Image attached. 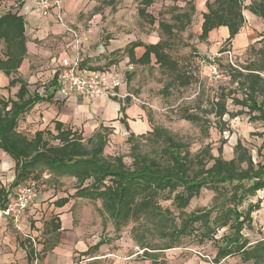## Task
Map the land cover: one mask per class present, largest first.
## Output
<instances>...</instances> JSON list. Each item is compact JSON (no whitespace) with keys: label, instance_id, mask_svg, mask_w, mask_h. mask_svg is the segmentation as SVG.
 Instances as JSON below:
<instances>
[{"label":"rangeland","instance_id":"obj_1","mask_svg":"<svg viewBox=\"0 0 264 264\" xmlns=\"http://www.w3.org/2000/svg\"><path fill=\"white\" fill-rule=\"evenodd\" d=\"M205 1L214 3L215 0ZM242 1L246 7L251 4V0ZM197 2L198 0H153L145 8L146 14L141 15L139 12L144 8L142 0H64V25L75 31L78 38L73 39L70 34L62 31L52 32V26L59 25L54 20L41 17L26 20L28 53L24 62L28 65V70L23 69L17 77L29 82L31 93L43 92V88L50 85L59 60L79 46L85 59L83 68L115 69L123 76V88L140 101L135 103L130 100L131 104L137 105L146 114L149 128L145 136L148 137L155 127L163 128L186 143L192 154H197L210 145L215 156H218V149L223 148V158L226 160L233 159L234 147L240 140L253 159L259 162L261 158L258 150L264 155V137L257 134L264 132V123L253 121L249 115L241 113L247 110L233 104L234 96L241 99L244 94L238 89L232 75L236 70L243 72L249 63L259 60L257 52L264 42V23L249 15L246 10V22L240 30L239 38L236 37L231 43L226 42L228 37L208 42V38L201 39V32H197L203 21V14L196 10ZM7 9L10 11L12 7L6 5L3 10ZM204 10L208 12L207 9ZM176 16L180 17V21L174 20ZM153 19L155 22H151ZM161 23L166 27H173V32L160 26ZM111 27L113 31H109ZM151 35L159 36L165 44V52L178 65V75H183L185 79L176 81V73L160 67L154 58L150 64H136L128 61L126 52L123 53L122 50L109 52L110 40L141 42ZM0 52L2 56L5 54L3 42H0ZM208 57L217 59L220 66L219 77L201 66L200 63ZM18 88L0 86L1 95L5 99H16ZM221 95L226 96L228 108V114L223 119H219L214 108ZM128 100L125 102L128 103ZM64 101L66 100H53L48 104L59 107ZM44 110H34L22 118L19 131L32 138L37 131L44 130L48 125L53 129L54 125L49 124L48 116L42 114ZM188 115L200 116L205 123L186 120ZM117 127L116 132L115 129L109 132L105 155L123 157L124 163L131 167L133 160L131 145L128 143L130 133L124 126ZM142 145L144 152H154V144L143 142ZM4 158L0 152V185L8 190L13 174L12 169L2 168ZM52 179L54 178H51L50 173L45 171L41 179L35 180L39 196L27 212L25 220L27 230L38 233V238H35L38 250L43 245L45 251L61 245L67 251V257L71 258V264H152L153 260H157L158 264H214L216 247L212 241L201 243L194 236L183 238L171 250H148L162 248L167 241L157 233L155 223L144 216L140 219L133 218L127 225L116 229L115 222L100 200L72 199L65 207L68 211L63 216L65 229L56 231L50 223L53 217L58 216L54 211H60L52 210L54 201L73 195L76 181L67 177L59 182ZM214 196L212 191L204 189L185 211L190 213L211 207ZM259 199L262 200V205L261 210L253 214V229L245 231L251 241L264 239V191L258 192L251 201L255 203ZM159 203L162 209L169 210L175 217L179 216L180 211L171 200H160ZM41 204L44 208L36 207ZM100 241L104 244L97 251L86 254L89 248ZM144 247L148 249L145 250ZM238 263V259L228 258L220 264Z\"/></svg>","mask_w":264,"mask_h":264},{"label":"trees","instance_id":"obj_2","mask_svg":"<svg viewBox=\"0 0 264 264\" xmlns=\"http://www.w3.org/2000/svg\"><path fill=\"white\" fill-rule=\"evenodd\" d=\"M152 2L142 0L144 8L139 13L146 14L145 8ZM206 7L208 12L203 13L200 36L204 40L213 30L226 27L229 31L226 42L231 43L246 22L244 10L264 23V0H251L247 7L242 0H215L214 3L208 1ZM174 20L180 21V17L176 16ZM151 22H155L154 19ZM160 26L173 32V27H166L163 23ZM25 32L24 17L9 12L0 18V42L5 43V54L0 53V72L9 78L7 88L19 87L16 99H5L0 93V150L15 163V177L9 190L0 189L1 209L14 189L30 181L36 183L35 180L41 179L47 171L55 182L66 177L76 181L75 193L55 202L59 208L65 207L72 199L100 200L116 229L127 225L133 218L146 216L153 221L157 233L167 241L162 248L144 247L145 250H171L183 238L194 236L201 243L212 241L216 247L214 264L228 258L238 259V264H264V239L251 241L245 234L246 230L253 229V214L261 210L262 205L261 199L255 203L251 201L258 192L264 191V155L260 149L259 162L253 159L240 140L234 147L231 160L223 158V148L218 149V156H215L210 145L192 154L186 143L163 128L155 127L148 137L134 134L125 115L120 122L130 133L131 167L124 163L123 157L105 155L111 128L103 125L90 138H85L82 132L54 120L51 122L53 129L48 125L28 138L18 129L21 119L36 105L55 100L58 81L56 73L42 93H31L29 83L17 77L27 55ZM138 47L146 49L140 59L134 55ZM128 54L131 62L145 65L151 63L153 55L160 67L176 73V81L185 79L178 75V65L165 52L162 41L155 46L131 43ZM257 54L258 61L249 63L243 72L234 71L233 81L244 97L234 96L232 101L247 110L242 114L264 123V42ZM214 108L219 119L228 114L225 95H221ZM121 112L124 113L125 108H121ZM186 120L205 123L196 115H188ZM257 136L264 137V132ZM143 142L154 144V152H144ZM204 189L215 194L212 206L187 213L185 210L191 201ZM160 200H171L180 211L179 216L162 209ZM52 227L56 231L61 229L59 218L52 221ZM102 244L104 242L100 241L87 252L97 251ZM33 254L31 250L29 255ZM152 264H158L157 260Z\"/></svg>","mask_w":264,"mask_h":264},{"label":"crops","instance_id":"obj_3","mask_svg":"<svg viewBox=\"0 0 264 264\" xmlns=\"http://www.w3.org/2000/svg\"><path fill=\"white\" fill-rule=\"evenodd\" d=\"M21 1L22 0H0V11L5 9L7 5L12 7L11 13L24 17L25 21L33 20L36 19L37 17L40 18L39 15L33 12L30 4L22 3ZM206 3L207 1L205 0H198L196 10L198 12L200 11L202 14L207 13L204 10L207 9ZM199 6L200 9H198ZM7 12L8 11L6 10V14ZM248 14L254 16L249 11ZM4 15L5 14L0 13V18L3 17ZM203 21L200 22L198 29L199 31L197 32L202 33ZM25 28H26V23H25ZM113 30L114 29L112 27L109 29V31H113ZM57 31L65 32V29L61 25L52 26V32H57ZM227 37H229L228 28L220 27L210 32L208 36V42L221 41L223 39H226ZM237 38H239V35L237 36ZM134 42L137 41L135 40L127 41V39L110 40V46H108V49L110 50L109 51L110 53L115 52L116 50H122L121 52L123 53L126 52V57L128 58L129 61L130 56L128 54V49L130 48V44ZM141 42L145 46H149V45L155 46L159 42H161V39L159 38L158 35H151V36H147L145 40H141ZM124 48H126L125 51ZM145 51H146L145 47L135 48L134 50L135 58L140 59L144 55ZM27 53H28V47H27ZM153 58L154 56L152 55L151 62ZM23 69L28 70V65H26L24 61L19 69V72L21 73ZM121 77L123 78V76ZM8 84H9V78H7L3 73L0 72V86L7 88ZM123 90L126 91L124 88ZM37 92L42 93L40 91ZM125 101L126 100L122 101L120 99L119 100L107 99L104 97L89 100L78 96H72L66 101H64L62 104H60L61 106L59 105V107L48 103H42L36 105L32 111L35 110L36 112H38L41 109H45L44 111H42V114H44L45 117L48 116L47 118L49 124L54 120L61 121L62 123L72 127L74 130H78L79 132H82L85 138H90L95 133V131L98 130L102 125L105 127H109L111 129H115L114 132H116V130L119 128L117 127L118 125L125 127V125L120 122V119H122L124 115L126 116L125 118L126 123L129 125V128L134 134L136 135L145 134L149 128V123L146 118L145 112L137 105L131 104V101H128V103H126ZM45 104H47V106ZM121 108H125L124 113L121 112ZM39 117L41 118V113H39ZM0 152L5 156L4 158L5 160L2 159V168H4V170H6L7 168L10 170L12 169L11 173L13 174V180H14L15 163L6 153L2 152L1 150ZM2 188L3 187L0 185V189ZM8 190L5 189L6 192ZM60 198H58L57 200H59ZM36 207L44 208V205L41 204V205H37ZM65 207L59 208L54 203V206L52 208V210H60L58 213L54 211V214L58 216L53 218L54 219L59 218L61 229L62 228L65 229V225L63 224L64 222L63 216H65V213L68 212L67 209H65ZM61 209H64V211H61ZM1 210L2 209H1V201H0V211ZM54 219L50 221L51 224ZM27 229L28 228L25 224L24 235L17 233L13 228L12 224L0 212V264H33L34 257L36 255L38 256L41 264H71L72 261L71 258L67 257L68 253L65 249H62L61 245L56 247H51L50 249L47 248V251H45V246L43 245V248L38 250L35 239L38 238L37 236L38 233H34L32 231L29 232ZM31 250L34 251L33 256L29 255V252ZM87 251L86 254L89 253Z\"/></svg>","mask_w":264,"mask_h":264},{"label":"built area","instance_id":"obj_4","mask_svg":"<svg viewBox=\"0 0 264 264\" xmlns=\"http://www.w3.org/2000/svg\"><path fill=\"white\" fill-rule=\"evenodd\" d=\"M21 2L30 4L33 12L41 18L56 21L64 27L65 32L70 34L73 39L78 38L75 31L64 25V0H22ZM0 13L6 14V10H1ZM81 54V49L76 46L71 54H66L59 60L58 69L54 72V76L57 73L58 81L57 90L54 91L55 100H67L72 96H80L89 100L100 97L120 100L130 98L132 101L140 103L133 94L123 90L124 79L118 74L119 72L115 69H85L82 66L85 59ZM200 64L202 67L208 68L212 75L219 77L220 66L215 57H208ZM38 196L36 183L27 182L12 191L5 207L0 211L13 228L22 235H24L27 212L38 199ZM33 264H41L37 255L34 257Z\"/></svg>","mask_w":264,"mask_h":264}]
</instances>
